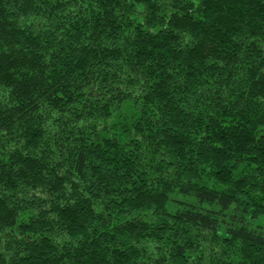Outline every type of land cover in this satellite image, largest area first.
I'll list each match as a JSON object with an SVG mask.
<instances>
[{
  "label": "trees",
  "instance_id": "obj_1",
  "mask_svg": "<svg viewBox=\"0 0 264 264\" xmlns=\"http://www.w3.org/2000/svg\"><path fill=\"white\" fill-rule=\"evenodd\" d=\"M0 264H264V0H0Z\"/></svg>",
  "mask_w": 264,
  "mask_h": 264
}]
</instances>
